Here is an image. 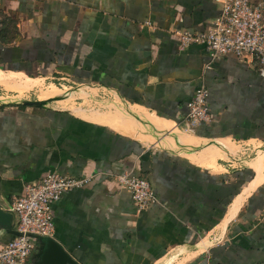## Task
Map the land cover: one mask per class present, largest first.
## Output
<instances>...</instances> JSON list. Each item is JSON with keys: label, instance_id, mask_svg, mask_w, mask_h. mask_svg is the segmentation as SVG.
Returning a JSON list of instances; mask_svg holds the SVG:
<instances>
[{"label": "crops", "instance_id": "1", "mask_svg": "<svg viewBox=\"0 0 264 264\" xmlns=\"http://www.w3.org/2000/svg\"><path fill=\"white\" fill-rule=\"evenodd\" d=\"M221 8L216 0H0V86L22 76L15 88L25 91L63 75L129 111L1 101L0 207L10 211L26 184L52 172L96 176L53 207V239L78 264H264V159L244 170L218 160L233 143L264 146V77L250 58L211 61L200 45L180 51L173 34L205 30ZM201 85L212 121L190 133L187 104ZM68 95L43 100L66 106ZM126 173L147 178L159 202L138 211L113 180ZM13 238L0 229V247Z\"/></svg>", "mask_w": 264, "mask_h": 264}, {"label": "built area", "instance_id": "2", "mask_svg": "<svg viewBox=\"0 0 264 264\" xmlns=\"http://www.w3.org/2000/svg\"><path fill=\"white\" fill-rule=\"evenodd\" d=\"M221 15L202 31H174L180 51L191 45L205 47L211 61L235 55L250 58L264 77V2L252 0H216ZM209 65V64H208ZM210 92L201 85L187 104L184 129L194 133L212 121ZM96 176H68L57 172L47 174L38 182L25 185L24 192L13 198L10 213L20 234L0 247V264H31L36 244L43 238H54L53 207L65 194L91 185ZM117 186L131 194L138 211H146L159 200L151 182L130 173L113 175Z\"/></svg>", "mask_w": 264, "mask_h": 264}, {"label": "rangeland", "instance_id": "3", "mask_svg": "<svg viewBox=\"0 0 264 264\" xmlns=\"http://www.w3.org/2000/svg\"><path fill=\"white\" fill-rule=\"evenodd\" d=\"M26 77L17 78V83H23ZM16 82L9 85V89L0 86V102L2 101H44L43 98L64 94L70 100L66 106H60L56 101L50 103L55 108L69 109L75 114L80 112L89 115L98 114L100 116H115L120 114L129 115L116 97L107 92H100L92 87L80 86L74 83L69 77L58 75L55 79L40 80L38 85L29 90L21 91L16 89ZM15 83V84H14ZM75 109V110H74ZM135 111V109L133 110ZM228 147V152L222 155L219 164L232 165L235 169H249L248 167H258L257 160L264 159V146H241L233 143ZM245 153L242 155L240 153ZM244 168V169H243ZM253 172V170H252Z\"/></svg>", "mask_w": 264, "mask_h": 264}, {"label": "water", "instance_id": "4", "mask_svg": "<svg viewBox=\"0 0 264 264\" xmlns=\"http://www.w3.org/2000/svg\"><path fill=\"white\" fill-rule=\"evenodd\" d=\"M54 102V99L44 101H21L23 105L45 107ZM139 126L140 130L147 129L149 122L146 119ZM0 229L14 237L20 234L15 229L14 216L0 207ZM31 264H78L53 238H43L38 241L31 257Z\"/></svg>", "mask_w": 264, "mask_h": 264}, {"label": "bare ground", "instance_id": "5", "mask_svg": "<svg viewBox=\"0 0 264 264\" xmlns=\"http://www.w3.org/2000/svg\"><path fill=\"white\" fill-rule=\"evenodd\" d=\"M34 85V84H33ZM255 184V183H254ZM259 184V183H258ZM242 200V199H241Z\"/></svg>", "mask_w": 264, "mask_h": 264}]
</instances>
